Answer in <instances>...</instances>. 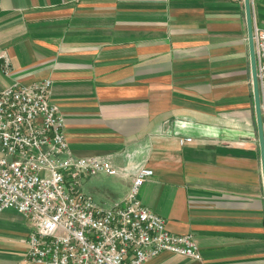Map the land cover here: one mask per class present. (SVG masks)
<instances>
[{"label": "crops", "instance_id": "0c3cea01", "mask_svg": "<svg viewBox=\"0 0 264 264\" xmlns=\"http://www.w3.org/2000/svg\"><path fill=\"white\" fill-rule=\"evenodd\" d=\"M251 7L264 29V0ZM1 54L0 89L48 78L70 152L114 165L94 185L106 206L139 167L153 170L138 198L190 233L200 258L163 251L141 264H264L243 0H0ZM30 231L0 212V264H42L26 257Z\"/></svg>", "mask_w": 264, "mask_h": 264}, {"label": "built area", "instance_id": "2783aa9c", "mask_svg": "<svg viewBox=\"0 0 264 264\" xmlns=\"http://www.w3.org/2000/svg\"><path fill=\"white\" fill-rule=\"evenodd\" d=\"M252 38L264 132V29L255 21ZM50 89L48 78L0 89V212L15 209L29 222L27 259L141 264L163 251L199 259L192 235L168 230L165 219L138 198L152 169L139 167L122 200L109 206L83 191L86 178L117 171L108 158L70 152L64 118L50 100Z\"/></svg>", "mask_w": 264, "mask_h": 264}, {"label": "water", "instance_id": "95a60500", "mask_svg": "<svg viewBox=\"0 0 264 264\" xmlns=\"http://www.w3.org/2000/svg\"><path fill=\"white\" fill-rule=\"evenodd\" d=\"M243 3H244V10H245L247 40H248L251 78H252V86H253L254 112H255V119H256L258 143H259L260 158H261V169H262L263 185H264V132H263V127H262L261 113H260L258 83H257V77H256V62H255L254 46H253V38H252L253 18H252L251 0H243Z\"/></svg>", "mask_w": 264, "mask_h": 264}, {"label": "rangeland", "instance_id": "374dc122", "mask_svg": "<svg viewBox=\"0 0 264 264\" xmlns=\"http://www.w3.org/2000/svg\"><path fill=\"white\" fill-rule=\"evenodd\" d=\"M98 176L101 179L99 181L103 182L104 184H108L111 180L110 177H112V175H107L104 173L96 174L89 179L86 178L85 180H83L82 188H83V191H85L86 193L90 194L93 197L94 201L97 202V204L101 206H106L108 203L102 201L99 197H97V195H100V194L98 193V190L95 189V186H94V185L100 184V182L96 178ZM90 179H92V181Z\"/></svg>", "mask_w": 264, "mask_h": 264}]
</instances>
